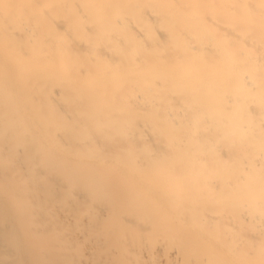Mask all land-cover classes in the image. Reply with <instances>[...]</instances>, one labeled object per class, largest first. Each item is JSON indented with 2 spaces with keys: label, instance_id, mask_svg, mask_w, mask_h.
Wrapping results in <instances>:
<instances>
[{
  "label": "bare ground",
  "instance_id": "bare-ground-1",
  "mask_svg": "<svg viewBox=\"0 0 264 264\" xmlns=\"http://www.w3.org/2000/svg\"><path fill=\"white\" fill-rule=\"evenodd\" d=\"M0 264H264V0H0Z\"/></svg>",
  "mask_w": 264,
  "mask_h": 264
}]
</instances>
